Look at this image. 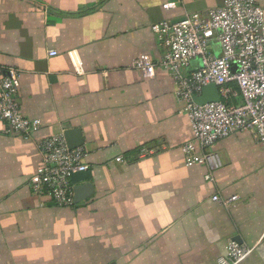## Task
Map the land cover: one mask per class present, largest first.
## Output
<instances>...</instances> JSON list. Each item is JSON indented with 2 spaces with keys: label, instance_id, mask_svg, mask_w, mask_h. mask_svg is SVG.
Here are the masks:
<instances>
[{
  "label": "crops",
  "instance_id": "crops-1",
  "mask_svg": "<svg viewBox=\"0 0 264 264\" xmlns=\"http://www.w3.org/2000/svg\"><path fill=\"white\" fill-rule=\"evenodd\" d=\"M220 5L0 0V77L18 71L20 110L40 123L24 137L0 121V264H219L234 239L251 249L238 264H264V149L236 132L207 150L211 169L185 164L191 128L150 29ZM142 55L156 64L150 79L132 66ZM66 130L80 131L90 177L78 184L93 192L58 207L30 179L39 141Z\"/></svg>",
  "mask_w": 264,
  "mask_h": 264
},
{
  "label": "built area",
  "instance_id": "built-area-1",
  "mask_svg": "<svg viewBox=\"0 0 264 264\" xmlns=\"http://www.w3.org/2000/svg\"><path fill=\"white\" fill-rule=\"evenodd\" d=\"M150 29L165 48L159 66L172 79L174 94L191 128L192 138L182 146L185 164L203 163L211 169L214 159L207 150L236 132L252 133L264 149V9L255 0H221L205 17L191 13L176 21L153 24ZM193 62L197 65L190 68ZM132 66L143 78L155 75L156 64L146 55L134 59ZM211 84L218 90L219 101L195 104L193 98ZM18 88V71H3L0 121L5 133L29 137L39 130L40 123L22 114ZM38 149L41 163L30 179L32 192L50 197L58 207L71 206L75 186L71 177L89 169L83 162L86 153L82 148H69L62 134L41 139ZM206 178L211 180L210 175ZM236 199L212 196V201L224 206ZM250 252L249 247L230 240L219 264H238Z\"/></svg>",
  "mask_w": 264,
  "mask_h": 264
},
{
  "label": "water",
  "instance_id": "water-1",
  "mask_svg": "<svg viewBox=\"0 0 264 264\" xmlns=\"http://www.w3.org/2000/svg\"><path fill=\"white\" fill-rule=\"evenodd\" d=\"M218 90L215 85L211 84L205 86L200 95L193 98V101L197 105H204L207 103L219 101ZM64 137L69 148L75 149L80 147L83 144L81 139V134L79 130H66L64 132ZM90 177L88 172H78L72 175L71 180L74 186V202L77 203L82 199H85L93 192V187L89 183L78 184L83 180H86ZM238 242V239H234Z\"/></svg>",
  "mask_w": 264,
  "mask_h": 264
}]
</instances>
